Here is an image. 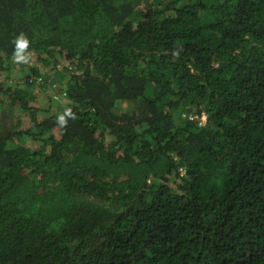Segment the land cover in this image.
Returning a JSON list of instances; mask_svg holds the SVG:
<instances>
[{
  "label": "trees",
  "instance_id": "16d2710c",
  "mask_svg": "<svg viewBox=\"0 0 264 264\" xmlns=\"http://www.w3.org/2000/svg\"><path fill=\"white\" fill-rule=\"evenodd\" d=\"M0 264H264V0H0Z\"/></svg>",
  "mask_w": 264,
  "mask_h": 264
},
{
  "label": "rangeland",
  "instance_id": "374dc122",
  "mask_svg": "<svg viewBox=\"0 0 264 264\" xmlns=\"http://www.w3.org/2000/svg\"><path fill=\"white\" fill-rule=\"evenodd\" d=\"M61 84H62V82L59 81L56 85H54V87H52V85H51L49 90H48V93L51 95L53 101L59 99L57 96V91H55V89H61L62 88ZM59 101H60V99H59ZM179 110L183 111V109H179Z\"/></svg>",
  "mask_w": 264,
  "mask_h": 264
},
{
  "label": "clouds",
  "instance_id": "9594fccd",
  "mask_svg": "<svg viewBox=\"0 0 264 264\" xmlns=\"http://www.w3.org/2000/svg\"><path fill=\"white\" fill-rule=\"evenodd\" d=\"M52 87H54V85H52ZM63 119V118H61ZM197 123L199 124V126H204L205 125V121H206V116L204 113L201 114V116L199 118H196Z\"/></svg>",
  "mask_w": 264,
  "mask_h": 264
}]
</instances>
